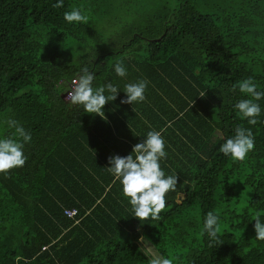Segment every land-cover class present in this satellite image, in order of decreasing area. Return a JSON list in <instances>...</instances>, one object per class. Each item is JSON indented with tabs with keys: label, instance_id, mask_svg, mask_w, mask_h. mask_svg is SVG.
<instances>
[{
	"label": "trees",
	"instance_id": "trees-1",
	"mask_svg": "<svg viewBox=\"0 0 264 264\" xmlns=\"http://www.w3.org/2000/svg\"><path fill=\"white\" fill-rule=\"evenodd\" d=\"M57 2L0 0V115L31 134L25 165L0 174V264H148L141 239L173 264H264V241L251 229L257 213L264 221V98L260 122L249 125L234 108L249 97L232 90L252 77L264 92V0H158L141 26L122 24L106 42L114 52L97 50L103 40L89 21H65L72 0ZM90 38L92 57L76 64L71 46ZM83 67L94 88L119 89L102 118L64 97ZM142 79L145 99L121 104L124 86ZM237 126L254 135L243 161L220 152ZM151 130L165 142L161 168L178 181L159 218L140 221L105 168ZM13 131L5 124L3 137ZM210 211L219 242L202 234Z\"/></svg>",
	"mask_w": 264,
	"mask_h": 264
},
{
	"label": "clouds",
	"instance_id": "clouds-1",
	"mask_svg": "<svg viewBox=\"0 0 264 264\" xmlns=\"http://www.w3.org/2000/svg\"><path fill=\"white\" fill-rule=\"evenodd\" d=\"M63 7V0L53 4V8ZM65 21L69 23H87V15L82 13L80 8H72L63 14ZM115 73L124 77L127 69L123 61H118L114 66ZM94 73L89 72L87 67L81 69V73L73 81L72 88L68 92L66 100L73 105L82 106L88 114H95L104 117V107L109 101H115L119 89L112 83L94 88ZM147 80H139L135 83H128L124 86L126 99L121 104H133L142 102L145 99ZM239 90L249 98L241 99L235 103L234 108L237 114L247 120L249 125H256L261 115V107L258 101L264 98V92L257 90L252 77L237 81L233 85V91ZM107 93V95L105 94ZM65 97V95H64ZM9 129H13L11 136L0 138V174L7 175L12 170L21 168L27 162L24 154L25 144L31 141L30 132L16 120L8 118L4 121ZM254 135L250 128L237 126L235 134L228 138L220 147V152L233 160L243 161L248 153L254 150ZM167 158L165 142L161 132L151 130L147 132L142 142L133 146L132 153L126 157L119 155L110 156L105 169L119 181L122 186V195L126 198L138 220H155L165 209L169 192L177 188V174L165 175L161 168V159ZM255 239L264 241V221L260 213L254 217ZM220 219L214 212H208L204 218L203 232L213 242H219ZM211 246V244H210ZM148 264H173V259L165 257L157 252H152Z\"/></svg>",
	"mask_w": 264,
	"mask_h": 264
},
{
	"label": "rangeland",
	"instance_id": "rangeland-1",
	"mask_svg": "<svg viewBox=\"0 0 264 264\" xmlns=\"http://www.w3.org/2000/svg\"><path fill=\"white\" fill-rule=\"evenodd\" d=\"M73 7L79 8L82 5H85L86 12L85 15L88 17L89 26L92 28L90 31L99 35L102 38L101 44H95V41L90 38L87 40L86 45L73 44L71 46V52L75 56L76 64H83L85 61L88 62V59L92 57V48L95 47L97 50L104 51L109 50V52H114L113 46H105L106 42L116 41V35L121 30L123 25H126L124 28H131L132 26H141V23H144L146 19L155 12L156 2L158 0H72ZM94 1L101 4V9L94 11L97 8ZM111 1L115 3L114 7H110ZM174 3L176 0H173ZM117 21V22H116ZM123 24V25H122ZM123 28V29H124ZM66 93V92H65ZM65 95V94H64ZM5 119L0 115V138L3 137L5 131ZM251 196V193L248 188H244L241 192V198L244 201H247ZM230 224H232L230 222ZM231 231L236 235H243V232L239 229L230 227ZM254 231V227L251 228ZM142 243L150 252H155L147 240L141 239ZM148 243V244H147ZM151 245V244H150Z\"/></svg>",
	"mask_w": 264,
	"mask_h": 264
},
{
	"label": "built area",
	"instance_id": "built-area-1",
	"mask_svg": "<svg viewBox=\"0 0 264 264\" xmlns=\"http://www.w3.org/2000/svg\"><path fill=\"white\" fill-rule=\"evenodd\" d=\"M76 78H74L71 83L69 84V90L65 93V99L67 97V94L68 92L71 90L72 88V84H73V81L75 80ZM68 101V100H66ZM70 102V101H68ZM78 211L76 209H73V210H66L65 211V215L68 217V218H74L76 215H77Z\"/></svg>",
	"mask_w": 264,
	"mask_h": 264
}]
</instances>
